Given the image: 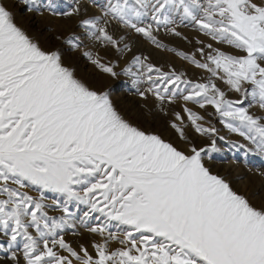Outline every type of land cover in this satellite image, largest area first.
I'll use <instances>...</instances> for the list:
<instances>
[{
  "label": "snow or ice",
  "instance_id": "6c2138e0",
  "mask_svg": "<svg viewBox=\"0 0 264 264\" xmlns=\"http://www.w3.org/2000/svg\"><path fill=\"white\" fill-rule=\"evenodd\" d=\"M18 2L71 22L56 39L171 133L127 119L0 0V264H264V203L206 162L218 141L264 157V0Z\"/></svg>",
  "mask_w": 264,
  "mask_h": 264
},
{
  "label": "rangeland",
  "instance_id": "374dc122",
  "mask_svg": "<svg viewBox=\"0 0 264 264\" xmlns=\"http://www.w3.org/2000/svg\"><path fill=\"white\" fill-rule=\"evenodd\" d=\"M7 2L10 6L15 4L12 11L16 16V22L25 28L42 47L58 48L63 54L65 63L72 66L81 78L94 82L97 87L110 86L114 103L127 119L145 130L158 132L165 137L170 135L171 130L166 125L167 118L162 115L159 108L153 106L151 99L147 102L141 101L123 77L120 80H112L99 76L90 63L78 53L71 51L62 40L56 39L57 35L66 37L75 30L71 22L54 17L48 11L42 13L23 11L18 0H7ZM46 2L47 0H41V3ZM52 3L57 6L58 10H64L67 6V0H52ZM180 30L189 36L193 35L191 28H181ZM165 42L169 46L190 48L189 45L178 39L168 38ZM140 44V50L152 53L153 59L156 61L171 58L172 54L168 52H156L151 45L143 41ZM175 62L178 66L181 64L179 59H176ZM256 110L253 109V111ZM217 127L221 129V135L225 136L228 141L246 143L242 138L229 133L218 123ZM218 144L222 150L211 154V159L206 161L208 166L214 173L223 176L234 190L248 196L253 203L257 205L264 203V157L246 153L243 149L229 147L222 141H218ZM66 238L74 239L71 234Z\"/></svg>",
  "mask_w": 264,
  "mask_h": 264
}]
</instances>
